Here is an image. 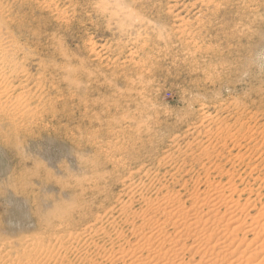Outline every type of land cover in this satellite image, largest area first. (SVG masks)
Segmentation results:
<instances>
[{"label": "rangeland", "instance_id": "1", "mask_svg": "<svg viewBox=\"0 0 264 264\" xmlns=\"http://www.w3.org/2000/svg\"><path fill=\"white\" fill-rule=\"evenodd\" d=\"M0 33L29 93L18 126L0 119L1 264H80L90 226L128 233L95 221L128 186L195 188L201 164L264 203V0H0Z\"/></svg>", "mask_w": 264, "mask_h": 264}, {"label": "bare ground", "instance_id": "2", "mask_svg": "<svg viewBox=\"0 0 264 264\" xmlns=\"http://www.w3.org/2000/svg\"><path fill=\"white\" fill-rule=\"evenodd\" d=\"M18 54L19 49L6 38V35L0 33V119L15 127L18 125L14 124L15 118L11 114L24 111L26 109L24 102L29 98V93L23 90L25 88L19 86L16 88L13 85V80L17 75L22 74ZM17 118L20 121L23 119L22 117ZM206 147L209 148V146ZM207 148L200 149V158L205 157L209 161L211 154ZM239 159L236 157L234 161ZM170 162L171 159H163L164 165ZM201 165L200 173L198 172L199 178H194L195 188H187L188 183L183 181L184 188L180 190L159 188L155 190L154 195L148 196L146 194L148 189L128 186L127 194H125L129 197L128 201L126 203L122 201L111 209L117 217L115 218L114 215L112 221L106 220L108 219V217L105 219L106 215L101 220L95 219L96 222L105 220L104 224L114 229L119 227L117 226V220H119L120 224L127 226L128 233H121L120 230L109 233L104 226H90L84 232L89 235L82 234L80 239H77L82 241V248H79L83 252L78 258L76 257V260L80 261V264H264V203L260 201L261 205L258 207L252 205V200H244L246 202L242 204L241 199L245 197L248 188L239 190L237 185L235 187V182L232 181L235 173L231 171L229 173L228 170L225 171L224 168L215 166L214 171L217 172L219 179H227L222 184L221 180L215 181V177L213 179L211 175L215 172L211 173L208 165ZM157 181L161 183L160 180ZM200 184L205 188H200ZM135 201L142 204V210L131 211L130 206ZM257 208L258 210L255 211ZM96 236L102 242L104 241L102 245L97 243L99 241H95L97 239L94 240ZM39 248L38 246L36 250H40ZM45 251L43 258L40 254L38 256L32 253L27 254L24 259L16 256L18 260L10 261L8 257L2 261L3 264L6 261L9 262L8 264H72L69 258L64 256L65 254L56 258ZM262 255L263 257H260Z\"/></svg>", "mask_w": 264, "mask_h": 264}]
</instances>
